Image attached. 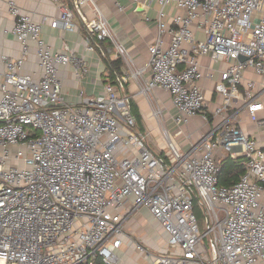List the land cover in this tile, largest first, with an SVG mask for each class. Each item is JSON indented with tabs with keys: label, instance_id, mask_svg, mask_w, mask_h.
Returning a JSON list of instances; mask_svg holds the SVG:
<instances>
[{
	"label": "built area",
	"instance_id": "1",
	"mask_svg": "<svg viewBox=\"0 0 264 264\" xmlns=\"http://www.w3.org/2000/svg\"><path fill=\"white\" fill-rule=\"evenodd\" d=\"M158 1L159 33L147 64L137 68L94 0H57L61 14L53 28L76 30L78 16L94 41L88 50L110 41L130 63L117 85L106 83L104 93L84 105L64 99L61 67L71 65L80 78L86 60L68 46L53 53L42 22L15 0L6 2L15 18L6 32L19 41L21 54L0 56V264H121L117 250L139 207L177 249L148 264H264V147L239 125L241 110L230 109L241 95L244 71L264 75V0H176L182 12L171 28L163 16L172 0ZM196 30L204 32L202 40ZM201 55L232 61L216 85L223 102L213 108L200 84ZM32 57L36 70L28 68ZM130 81L152 106L162 151L149 132L135 130L131 97L119 94ZM253 86L248 83L245 108L261 126L264 103L253 97ZM158 89L169 92L178 127L197 116L212 123L197 140L188 135V149L179 146L163 106L155 103ZM224 157L243 159L245 171L231 185L220 183ZM198 214L207 223L203 233ZM136 247L152 255L142 243Z\"/></svg>",
	"mask_w": 264,
	"mask_h": 264
},
{
	"label": "crops",
	"instance_id": "2",
	"mask_svg": "<svg viewBox=\"0 0 264 264\" xmlns=\"http://www.w3.org/2000/svg\"><path fill=\"white\" fill-rule=\"evenodd\" d=\"M7 1L0 0V56L5 53L11 57H18L21 54V45L12 33L6 32L15 23V18L7 8ZM15 1L24 13L30 15L35 21L42 22L41 35L51 46L53 53L64 51L65 46H68L70 50L75 51L77 55L86 60L87 69L82 72L80 78H77L75 69L71 65L61 67L63 96L66 102L84 105L92 98L102 95L106 83L113 82L117 85L118 77L127 73L130 63L117 56L112 42H98L95 50L86 48L94 41L88 36L84 24L78 16L75 17V23L78 26L76 30L53 28L51 26V21L61 14L57 0ZM94 1L108 18L118 40L127 49L133 67L145 66L149 57V46L155 41L159 33L158 19L161 7L159 1L155 0L149 4H137L131 0ZM83 10L89 18L94 16L90 5H86ZM181 12V9L176 6V0H172L166 6L163 19L167 28L174 26V17ZM204 36L203 31L196 30V39L202 40ZM119 58L121 62L118 61L114 64L113 62ZM198 60L205 74L200 84L211 107H216L223 102V97L216 90V85L221 80L222 71L232 61H216L210 55H201ZM37 63L36 58L32 57V60L28 62V68L38 69ZM148 75L147 72L146 76ZM249 82H254V86L250 90L253 97L264 103V75L256 73L252 68H247L244 71L243 81L240 85L241 95L233 101L230 109L231 111H235L237 108L241 110L239 125L249 136L255 137L260 146L264 147V125L258 126L245 108L248 100ZM119 94H128L134 103V109H138L144 119L148 117L151 121L156 119L152 113L150 102L140 92V88L135 81H130L124 91L119 90ZM153 98L156 104L163 106L167 119L166 124L182 149H188L191 144L188 135L191 134L194 141L211 128L212 123H204L200 116L194 118L190 124L178 127L172 117L177 111L171 105L169 92L158 89L154 91ZM258 116L264 119V109L258 112ZM150 127L148 126V128ZM179 129L182 130L181 133H178ZM147 132L152 133L155 139V145L152 146L157 151H162L165 148V143L162 140L161 130L158 133V131L151 128ZM225 158L222 159V163H224ZM128 208L131 209L132 206L129 205ZM124 239L123 246L117 250L121 264H148L153 256L169 254L177 250L169 247L166 232L145 207H139L134 211L126 226ZM136 242L142 243L149 254L152 255L140 252L136 247Z\"/></svg>",
	"mask_w": 264,
	"mask_h": 264
},
{
	"label": "trees",
	"instance_id": "3",
	"mask_svg": "<svg viewBox=\"0 0 264 264\" xmlns=\"http://www.w3.org/2000/svg\"><path fill=\"white\" fill-rule=\"evenodd\" d=\"M118 61H120V58L115 60L113 63L115 64ZM131 105L134 112V103L132 101H131ZM223 162L224 163L219 176L220 183L223 185H231L236 181H238L240 175H242L245 171L243 166V159H233L231 157H226ZM94 264H103V262L100 259H98Z\"/></svg>",
	"mask_w": 264,
	"mask_h": 264
},
{
	"label": "rangeland",
	"instance_id": "4",
	"mask_svg": "<svg viewBox=\"0 0 264 264\" xmlns=\"http://www.w3.org/2000/svg\"><path fill=\"white\" fill-rule=\"evenodd\" d=\"M134 112H135V115L138 119V124H137V127L135 128V130L139 131V132H147V130H150L151 128H153L154 130L158 131V133L160 132V125L157 121V119H152V121L148 118H143L144 116L139 113V110L138 109H134ZM157 121V122H156ZM153 122V123H152ZM148 126L150 128H148ZM149 140L150 142L152 143V145H155V139L152 135V133H149ZM199 215V223H200V226H201V231L202 233L207 229V223L203 217V215L201 214H198ZM205 242L208 243V239H205Z\"/></svg>",
	"mask_w": 264,
	"mask_h": 264
},
{
	"label": "water",
	"instance_id": "5",
	"mask_svg": "<svg viewBox=\"0 0 264 264\" xmlns=\"http://www.w3.org/2000/svg\"><path fill=\"white\" fill-rule=\"evenodd\" d=\"M241 61H245L246 59H247V57H245V56H240V58H239Z\"/></svg>",
	"mask_w": 264,
	"mask_h": 264
}]
</instances>
